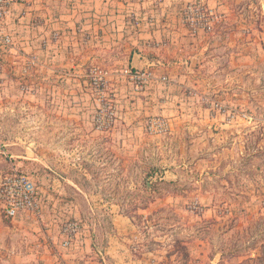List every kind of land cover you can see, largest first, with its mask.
<instances>
[{
	"label": "rangeland",
	"instance_id": "374dc122",
	"mask_svg": "<svg viewBox=\"0 0 264 264\" xmlns=\"http://www.w3.org/2000/svg\"><path fill=\"white\" fill-rule=\"evenodd\" d=\"M230 1L236 17L223 25L243 33L222 41L209 96L229 117L125 116L107 84L97 113L48 114L7 87L0 177L23 172L46 198L40 218L10 220L0 206V264H144L145 253L158 264H264V0Z\"/></svg>",
	"mask_w": 264,
	"mask_h": 264
},
{
	"label": "crops",
	"instance_id": "0c3cea01",
	"mask_svg": "<svg viewBox=\"0 0 264 264\" xmlns=\"http://www.w3.org/2000/svg\"><path fill=\"white\" fill-rule=\"evenodd\" d=\"M195 2L211 17L208 30L192 33L183 12ZM234 17L230 0H25L10 8L4 23L13 46L0 47V98L17 87L15 98L42 99L48 114H94L95 81L102 77L125 116L224 118L201 101L217 92L222 41L243 33L237 25L224 27ZM232 55L243 60L238 49ZM126 71L147 74L143 91L136 92ZM119 218L114 222H126ZM144 256V264H158L155 255Z\"/></svg>",
	"mask_w": 264,
	"mask_h": 264
},
{
	"label": "built area",
	"instance_id": "2783aa9c",
	"mask_svg": "<svg viewBox=\"0 0 264 264\" xmlns=\"http://www.w3.org/2000/svg\"><path fill=\"white\" fill-rule=\"evenodd\" d=\"M25 0H0V47L10 48L13 46V38L5 31L4 23L10 13V8ZM185 21L192 33L198 30H208L211 14L205 7L195 2L185 8L183 12ZM129 80L136 86L137 90H141L144 83L147 81V74L133 73L126 71ZM162 84H168L166 77H162ZM95 86L99 90L100 97L106 96V83L102 77L95 81ZM203 101L208 104V109L217 112L225 117L232 114V110L223 106L220 102L213 100L209 96H204ZM107 127L109 125L107 124ZM155 127L162 128L161 121H153L150 130ZM100 128H106L105 123H100ZM0 206L4 216L10 220H17L22 216L32 215L40 218L43 214L42 198L39 189L31 177L14 172L5 177H0ZM78 232L77 223H67L62 229V247L71 249L73 241Z\"/></svg>",
	"mask_w": 264,
	"mask_h": 264
}]
</instances>
